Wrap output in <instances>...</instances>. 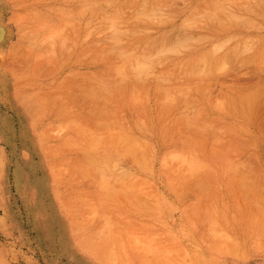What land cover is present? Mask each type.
Returning <instances> with one entry per match:
<instances>
[{
    "label": "rangeland",
    "instance_id": "obj_1",
    "mask_svg": "<svg viewBox=\"0 0 264 264\" xmlns=\"http://www.w3.org/2000/svg\"><path fill=\"white\" fill-rule=\"evenodd\" d=\"M164 1L144 18L132 0H0V264H264V26L241 22L256 1L233 0L236 26L215 33L186 0ZM136 22L155 40L172 27L170 46L189 37L183 52L205 34L199 48L224 56L187 82L154 67L129 77L143 63ZM101 83L104 117L88 105ZM107 131L136 137L142 166L103 154ZM76 148L106 164L101 186L73 164ZM175 154L198 168L168 167Z\"/></svg>",
    "mask_w": 264,
    "mask_h": 264
},
{
    "label": "bare ground",
    "instance_id": "obj_2",
    "mask_svg": "<svg viewBox=\"0 0 264 264\" xmlns=\"http://www.w3.org/2000/svg\"><path fill=\"white\" fill-rule=\"evenodd\" d=\"M134 1V4L141 7V8H148L147 11L151 10V11H155L154 14H157V10L160 8V6L163 4L161 3V0H132ZM164 1V0H163ZM187 1V6H189L188 8H191L192 12H200V11H203L205 14H206V17H205V22H204V26L202 24V26H199V27H204L203 29H208L210 30V33H215V32H218L221 30V28H223L224 26H228V27H234V25L237 23V18L238 17H235L234 14H231V13H227L225 14V12H227V10L225 11L223 8H231V4L234 2L233 0H217L216 2L213 1V3L209 4V5H206L205 2L207 0H186ZM229 1V3H227V6H223V3ZM256 3L254 4V6L250 5L248 8H249V11L252 13V16L246 20H243L241 22H244V24L248 25V27H252V26H259L262 25L264 26V0H255ZM165 2V1H164ZM169 2V0H168ZM141 10V9H140ZM145 10V9H144ZM148 11V13L145 11V12H142L144 14H139L140 17H143L144 18L146 17L147 18V15L150 14V12ZM162 12V11H161ZM137 13L136 11L134 12V14ZM159 14V12H158ZM202 14V13H201ZM104 15V14H103ZM151 15V14H150ZM152 16V15H151ZM151 16H148V18L150 17L151 19ZM155 16V15H154ZM153 16V17H154ZM73 17V16H72ZM134 17V16H133ZM152 17V18H153ZM164 18V15L163 16H160L159 19L160 21H163L164 19H161V18ZM171 17V16H170ZM168 17L170 20L171 18ZM202 17V16H201ZM199 17V15L197 16V18H201ZM155 18V17H154ZM153 18V19H154ZM196 18V17H195ZM195 18L192 19L193 21H195ZM241 18V16H240ZM132 19L134 20L135 18H131V22H132ZM137 19V18H136ZM156 19V18H155ZM158 19V18H157ZM118 20V19H116ZM140 20V19H139ZM144 20V19H143ZM167 20V19H166ZM115 21V20H114ZM113 21V22H114ZM136 20H134L135 22ZM152 21V20H151ZM188 21L190 20H187L185 23H187ZM130 22V24H131ZM167 22V21H165ZM240 22V23H241ZM168 23H169V20H168ZM183 23V22H182ZM135 25L132 26L131 28V32L129 31L130 35L129 36V41L130 43L133 45V51L136 52V55H139L141 56L142 60H143V63H140V64H134V63H129V65H127L125 68H124V73L125 75L129 76V77H138L142 74H144L146 72L147 69L151 68V67H154L156 69H163L165 70L166 72L168 71L170 73V75H172L173 77H176L177 79H180L181 81L183 82H187V79H189V77L195 75V76H198L201 77L202 75H207L210 73L211 71V66H207V64H209L210 62H215L217 63L218 61L217 60H221L224 56H213L215 55L214 53H212L211 50H205L203 51L201 48H199V46L197 44H200L202 42L203 39H206V37L208 36H204L205 34H203V36H199L198 38L196 37L195 41L196 43L193 44V45H190L189 48H192V49H189L188 51L186 52H183L181 51V49H185L186 46H189V45H186L187 43V40L189 39V37H184L181 39V41L179 42L176 41L177 43L179 44H174V46H170L169 43H168V37L167 35L169 34L170 35V29L172 27H170L169 29V33H167L168 31L164 28H162L160 30V34L159 36H156L158 38V41H157V38L156 40L155 39H152V38H149V36H146V35H143V36H138L139 34L141 35V33H138V28L136 27L137 26V22L136 23H133ZM159 25V23H157ZM162 24V23H161ZM191 25L193 23H190ZM243 24V25H244ZM258 24V25H257ZM163 25V24H162ZM166 25V24H165ZM114 26V25H113ZM186 26H188L186 24ZM236 26V25H235ZM169 27V26H168ZM167 27V28H168ZM113 28V27H112ZM159 28V27H158ZM157 28V29H158ZM258 28V27H257ZM111 29V28H110ZM160 29V28H159ZM202 29V28H201ZM116 30V29H114ZM173 30V29H172ZM233 30V29H232ZM119 31V30H118ZM141 31V30H140ZM139 31V32H140ZM159 31V30H158ZM157 31V32H158ZM115 32V31H114ZM113 34L116 36L117 34L114 33ZM117 32V31H116ZM124 32V31H123ZM120 33V31L118 32V34ZM138 33V34H137ZM203 33V32H202ZM184 34V33H183ZM208 34V33H207ZM237 34V33H236ZM120 35V34H119ZM172 35V34H171ZM201 35V34H200ZM112 37V36H111ZM178 37V34L176 36V38ZM110 38V37H109ZM108 38V39H109ZM113 41L114 40V37H112ZM117 39L118 38V35L116 37ZM214 38V37H213ZM220 38V37H219ZM106 39V40H108ZM178 39V38H177ZM201 40L198 41V40ZM215 39V38H214ZM213 39V41H214ZM225 39V38H224ZM224 39H222L221 42L224 41ZM246 39V38H244ZM111 40V41H112ZM117 41V40H116ZM174 41V43H175ZM207 41V40H205ZM120 42V41H119ZM158 42V43H157ZM118 43V42H117ZM158 46H157V44ZM203 43V42H202ZM219 43V41H218ZM237 43V42H236ZM114 45V43H112ZM159 44L161 45V47L159 46ZM209 44V43H208ZM215 44V47L214 49H212L213 51L216 50L217 48V45L216 43H213ZM220 44V43H219ZM239 43H237L235 45V48L233 49H239V51L237 50V52H240L238 54H241L243 53L245 50V46L247 47L246 45V41H245V45L242 43L243 45V52H242V48L240 46H238ZM248 44V43H247ZM176 45V46H175ZM183 45L185 47H183ZM197 45V46H195ZM201 45V44H200ZM223 46V44H221ZM115 48V47H113ZM132 48V47H131ZM188 48V47H187ZM213 48V46H212ZM231 48V46H230ZM111 49V48H110ZM109 49V50H110ZM228 49V48H227ZM233 49L231 50V52L233 51ZM186 50V49H185ZM131 51V52H133ZM219 51V50H218ZM217 51V52H218ZM235 52V50H234ZM233 52V53H234ZM235 52V53H237ZM213 54V55H212ZM218 55V54H216ZM133 56H134V53H133ZM213 56V57H212ZM129 57V56H128ZM139 58H137V62H140V60H138ZM226 59V58H225ZM229 59V58H228ZM227 60V59H226ZM225 61V60H223ZM222 69V68H221ZM220 69V70H221ZM119 71V69H117ZM216 70V69H215ZM116 72V71H115ZM149 75V73L147 74ZM201 75V76H200ZM159 79V78H158ZM260 79V78H259ZM166 79H164L165 81ZM261 81V80H260ZM116 82V81H114ZM260 83V82H258ZM263 84V83H262ZM157 85V84H156ZM182 87V86H181ZM205 88V87H204ZM183 89H186L185 86ZM181 89V90H183ZM166 91V90H164ZM180 91V90H178ZM198 91V90H197ZM169 93V92H168ZM183 93V92H182ZM185 93V92H184ZM132 94V93H131ZM254 94V92H253ZM91 100L88 102V105L90 106V108H92L96 113H98L99 117H104V112L102 110V107H103V101H104V98H106V101L107 102H112V94H111V88L106 85V84H100L98 85L95 89H93L92 91V95H91ZM169 98H171L169 96ZM165 99V98H164ZM167 99V97H166ZM165 99V101H166ZM191 99V98H190ZM192 100V99H191ZM168 102V101H167ZM190 102V101H189ZM186 102H184V104H186ZM182 105V104H181ZM221 105V104H220ZM87 106V107H89ZM101 106V107H100ZM186 106V105H185ZM240 107L243 109V111L241 112L243 116H245L247 114V110H248V107H249V99H245V100H241V104H240ZM182 108H184V106H182ZM170 109V108H169ZM245 112V114H244ZM194 113H197L196 111ZM91 114V113H90ZM89 114V115H90ZM190 115H191V112H190ZM195 116V115H194ZM187 117V116H186ZM90 120L92 118V115H90L88 117ZM97 122V121H96ZM106 123V122H104ZM103 123V124H104ZM102 125V124H100ZM85 128V125L84 124H78L75 128H72L70 130V133L71 135L76 138L77 140H81L83 135H82V132ZM216 129V128H215ZM213 131V130H212ZM98 138L100 139V142H99V145L98 147L101 149L102 153L103 154H107V153H116L119 158L121 160H129L132 164L136 165V166H142L141 163L142 161L140 160L139 162V155L137 154L136 152V144L139 143L138 140H136V137L134 139V137H128V138H122L118 135H116L115 133H113V131H107L105 133H102V134H99L98 135ZM93 143V142H92ZM91 142L89 143L88 146H91L90 144H92ZM93 145V144H92ZM94 146V145H93ZM140 147V146H139ZM92 148V146L90 147ZM142 149V148H141ZM215 150V149H214ZM48 151V149H47ZM76 151L78 152L77 154H79L77 156V158L73 161V164H79V165H82V166H85L86 167V174L83 173V176L84 178H86L88 181H90L91 183H100L101 181H105L108 179V172H107V169L105 167L104 162L101 163L100 161L96 160L94 157L97 156L96 153L93 155V153H90V151L87 153V150H81L79 148H76ZM138 151H139V148H138ZM178 155V154H177ZM185 155V154H184ZM183 155V156H184ZM94 156V157H93ZM99 156V155H98ZM97 156V157H98ZM173 155L170 154V156L168 157H172ZM175 156V161H173L172 163V160L173 158H169L167 161H166V165L170 168H173V167H177V166H188V170H192L193 171V168H198L196 164L194 163H186L185 162V159H183L184 157L183 156H180L181 158H177L176 157V154L174 155ZM189 156V155H188ZM231 156V155H230ZM96 157V158H97ZM102 157V156H101ZM231 158V157H230ZM103 159V158H101ZM143 159V158H142ZM195 160V158H194ZM191 161V160H190ZM236 161V160H235ZM234 162V161H233ZM199 163V162H198ZM202 163V162H201ZM143 164V163H142ZM190 164V165H189ZM242 164V163H241ZM195 165V166H194ZM192 169H191V167ZM147 167V165H146ZM133 169V168H132ZM150 169V168H149ZM187 170V171H188ZM186 171V170H184ZM111 172V171H110ZM194 172V171H193ZM85 174V175H84ZM125 174V173H124ZM189 174V173H188ZM127 175V174H125ZM190 175V174H189ZM120 179V178H119ZM231 179V177H230ZM237 181H240L239 179ZM132 182V180H131ZM243 182V181H242ZM106 183V182H105ZM103 184V183H102ZM103 185H107L106 184H103ZM109 185V184H108ZM107 185V186H108ZM98 186H101V183L100 185ZM246 186V185H245ZM113 187V186H112ZM110 188V187H109ZM111 189V188H110ZM113 189V188H112ZM99 191V190H98ZM114 191V189H113ZM102 193V192H101ZM99 193V194H101ZM102 195V194H101ZM105 196V195H104ZM103 196V197H104ZM82 198V196L80 197ZM199 202V201H198ZM216 209V208H215ZM72 215V214H71ZM71 219V218H70ZM255 219V218H254ZM263 219V218H262ZM105 225V224H104ZM102 229V227L100 228ZM263 229V228H262ZM258 230V229H257ZM215 232V231H214ZM218 232V230L216 231ZM213 233L214 235L216 234ZM257 233V234H255ZM261 236L260 232L257 231L255 232L252 231L249 233V237L252 238L253 240H255L258 236ZM112 236V235H110ZM259 238V237H258ZM150 239V238H149ZM136 239H134L135 241ZM151 240V239H150ZM257 240V239H256ZM90 241V240H89ZM137 241V240H136ZM135 241V242H136ZM133 242V241H132ZM134 242V243H135ZM138 242V241H137ZM258 242V240L256 241V243ZM83 244H86V243H83ZM137 244V243H136ZM259 245V243H257ZM160 245V243H159ZM88 246V245H87ZM91 246V245H90ZM257 246V245H256ZM89 247V246H88ZM87 247V248H88ZM92 248V247H90ZM144 249V248H143ZM166 250V249H165ZM146 251V249H145ZM227 251V249H226ZM113 252V251H112ZM153 254V253H152ZM149 255L150 252H149ZM148 255V256H149ZM114 257V256H113ZM147 258V257H146ZM156 258H159L160 257H156ZM154 260V259H153ZM164 260V259H163ZM175 261V260H174ZM104 262V261H103Z\"/></svg>",
    "mask_w": 264,
    "mask_h": 264
}]
</instances>
